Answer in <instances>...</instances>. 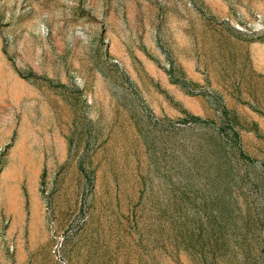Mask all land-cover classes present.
I'll use <instances>...</instances> for the list:
<instances>
[{"label": "rangeland", "instance_id": "374dc122", "mask_svg": "<svg viewBox=\"0 0 264 264\" xmlns=\"http://www.w3.org/2000/svg\"><path fill=\"white\" fill-rule=\"evenodd\" d=\"M0 264H264V0H0Z\"/></svg>", "mask_w": 264, "mask_h": 264}]
</instances>
